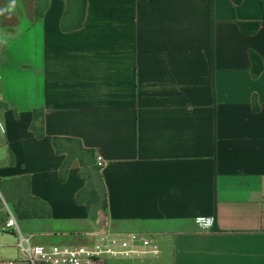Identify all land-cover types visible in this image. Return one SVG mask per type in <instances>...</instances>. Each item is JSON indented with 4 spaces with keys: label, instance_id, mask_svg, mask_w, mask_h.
<instances>
[{
    "label": "crops",
    "instance_id": "0c3cea01",
    "mask_svg": "<svg viewBox=\"0 0 264 264\" xmlns=\"http://www.w3.org/2000/svg\"><path fill=\"white\" fill-rule=\"evenodd\" d=\"M67 9L47 0L14 31L0 19V231L8 206L35 245L82 244L108 228L156 235L166 264H264L258 0H86L83 26L63 31ZM55 137L103 159L106 216L92 220L77 202L87 185L77 164L61 180ZM22 195L48 215L20 218Z\"/></svg>",
    "mask_w": 264,
    "mask_h": 264
},
{
    "label": "built area",
    "instance_id": "2783aa9c",
    "mask_svg": "<svg viewBox=\"0 0 264 264\" xmlns=\"http://www.w3.org/2000/svg\"><path fill=\"white\" fill-rule=\"evenodd\" d=\"M2 80V60L0 58V85ZM6 133V124L0 119V136H5ZM96 164L99 168L104 166L101 156H96ZM3 232L10 233L16 238L15 247L19 255L17 259L4 261L2 264L167 263V255L159 238L153 234L139 232L119 233L108 228H98L87 234L88 241L82 244L35 245L32 242L33 236L22 234L14 211L8 206H6Z\"/></svg>",
    "mask_w": 264,
    "mask_h": 264
},
{
    "label": "trees",
    "instance_id": "16d2710c",
    "mask_svg": "<svg viewBox=\"0 0 264 264\" xmlns=\"http://www.w3.org/2000/svg\"><path fill=\"white\" fill-rule=\"evenodd\" d=\"M240 1V0H236ZM47 2V0H45ZM68 9L62 21L63 31H72L79 29L84 24L86 12V0H66ZM263 10V24H264V0H258ZM38 11V18L42 16V12ZM253 68L257 74L262 70V63L260 58L252 54ZM5 108V105L0 102V111ZM40 124L39 128L36 126ZM31 131L38 139L45 136L43 117L38 111H34V123L31 126ZM53 146L58 154H66L67 159L61 167L60 178L65 181L67 173L75 164L81 169L80 176L86 181V187L77 195V202L85 205L89 211L90 218L97 220L106 216L108 210V195L107 190L101 174V168L97 167L95 159V151L86 149L81 142L72 138H58L53 139ZM21 186L28 187L29 179L25 177L20 180ZM16 210L20 218H40L48 215L47 205L33 198H27L22 195L18 200ZM213 228L216 229L214 223Z\"/></svg>",
    "mask_w": 264,
    "mask_h": 264
},
{
    "label": "rangeland",
    "instance_id": "374dc122",
    "mask_svg": "<svg viewBox=\"0 0 264 264\" xmlns=\"http://www.w3.org/2000/svg\"><path fill=\"white\" fill-rule=\"evenodd\" d=\"M9 4L10 0H0V9H6ZM44 4L45 0H16L15 9L12 12L0 14L1 24L5 26L8 31L19 29L20 25L26 23L28 20L34 19L35 9L41 11ZM0 207L2 208V204ZM16 242L17 240L12 234L2 233L0 231V264L4 261L18 258L19 252L15 247Z\"/></svg>",
    "mask_w": 264,
    "mask_h": 264
},
{
    "label": "clouds",
    "instance_id": "9594fccd",
    "mask_svg": "<svg viewBox=\"0 0 264 264\" xmlns=\"http://www.w3.org/2000/svg\"><path fill=\"white\" fill-rule=\"evenodd\" d=\"M16 6V0H10V4L6 9H0V14H3L4 12H12L15 9Z\"/></svg>",
    "mask_w": 264,
    "mask_h": 264
}]
</instances>
